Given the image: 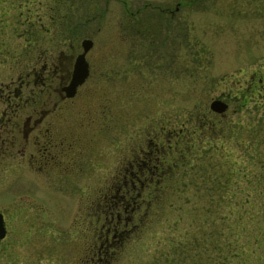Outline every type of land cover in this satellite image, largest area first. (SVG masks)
<instances>
[{"label":"rangeland","instance_id":"rangeland-1","mask_svg":"<svg viewBox=\"0 0 264 264\" xmlns=\"http://www.w3.org/2000/svg\"><path fill=\"white\" fill-rule=\"evenodd\" d=\"M177 1L179 19L160 11ZM163 37L171 43L161 45ZM83 38L93 41L92 72L67 123L74 132L70 156L77 161L53 175L20 170L13 157L0 168V209L7 221L0 264H96L105 244L112 248L106 264H174L177 255L191 262L170 240L184 239L183 246L191 247L188 231L190 239L215 240V228H222L215 215L225 209L216 206L222 197L214 192L219 180L214 176L229 171L232 158L242 156L252 138H261L264 155V90L251 95L245 87L264 65V0H0V80L76 54ZM112 54L117 82L106 79L100 87L95 56L109 66ZM244 93L251 98L247 105ZM216 97L228 104L223 113L209 108ZM197 119L217 125L194 136ZM163 127L159 139L166 143L172 127L191 132L181 135L180 154L175 141L165 150L167 162L181 155V163L159 182L164 189L151 186L141 193L133 214H121L115 235L111 231L107 238L115 217L101 210L110 178ZM157 192L145 213L144 199Z\"/></svg>","mask_w":264,"mask_h":264},{"label":"flooded vegetation","instance_id":"flooded-vegetation-1","mask_svg":"<svg viewBox=\"0 0 264 264\" xmlns=\"http://www.w3.org/2000/svg\"><path fill=\"white\" fill-rule=\"evenodd\" d=\"M179 5L180 3L177 1L173 7L162 6L159 8L164 14L167 13L169 17L174 19ZM169 17L168 20L170 21ZM179 17L176 15V19ZM176 28L177 31L180 28L177 22ZM120 38L121 42L126 40L124 36ZM165 39L166 37L162 38L161 45L171 43ZM92 46L94 45L92 44L90 48ZM180 47L181 37L177 34L175 40L176 59L180 57ZM80 48L81 50L76 54H65L61 58H55L56 60L49 58L50 60L44 61L39 68L36 65L33 66L25 73V76L19 74L7 82L4 81L5 79L0 80V168L5 169L6 165L9 164H7L8 158L13 157L18 158L20 170H26L25 168L34 170L36 176L42 175V171L44 174L53 175L58 173V169L68 170L69 165L77 161V158L70 156V150L75 146H73L74 141L71 142L69 139L74 132L69 130L70 125L67 123L69 113L72 112L73 105H76L74 104L76 96L82 94V87L90 79L92 72L90 48L85 53L89 69L88 75L82 83L77 85L73 95L67 96L65 87L71 80L76 55L82 51L81 41ZM97 49H102V47ZM109 57H111L112 62L108 66L109 61L106 58L104 60L102 56H95V63L97 64L95 82L100 87L105 85L106 79L113 83L117 82V63L114 66L112 59L114 54ZM126 59L130 60L129 57ZM127 64L126 69L128 70L130 63ZM120 87L123 85L121 84ZM245 87L248 92H251V95L261 89L264 90V65L250 74V79L247 80ZM59 125L64 128L60 134L56 132L57 129H60ZM172 128L166 131L167 143L159 139L161 133L165 131V127H163L157 135L149 139V143L144 145L142 149L130 152L123 168L117 170L110 178L108 192L103 195L104 202L101 210L102 214H111V219L115 217L114 222L106 227L107 238L111 231L110 234L115 235L123 219L121 214H133L136 210H134L135 206L143 198L140 196L141 193L146 188L159 184L167 163L164 154L171 150L172 141H175L176 149L182 134L185 133V136L190 137L191 132L189 130L185 132L181 127ZM130 151L132 150L130 149ZM0 212L3 214L7 234L5 214L1 209ZM129 217L131 216L129 215L128 219Z\"/></svg>","mask_w":264,"mask_h":264},{"label":"trees","instance_id":"trees-1","mask_svg":"<svg viewBox=\"0 0 264 264\" xmlns=\"http://www.w3.org/2000/svg\"><path fill=\"white\" fill-rule=\"evenodd\" d=\"M25 6L24 8H29L28 5ZM243 95V98H245L243 104L247 105L248 100L251 101V98H247L246 93ZM199 121L198 119L197 124L192 128L194 136L198 135L199 132L206 134L213 130L212 127L214 125H217L215 120H212V122L206 121V119L203 122ZM204 127L206 128L203 130ZM209 136L205 135L204 137ZM236 136L237 141H239L241 137ZM201 137L199 136V139H202ZM211 142L212 140L208 143ZM260 142H262L260 137L252 138L249 145H244L245 149L244 153H241L242 156L235 159L232 158L229 171L224 170L214 176L216 179L223 180H217L218 186L214 190V192H219L220 198L222 197L219 205L216 206H221L223 210L225 209L224 212L222 211V213L215 215V221L222 227L215 228V240L204 237L205 241L202 240L201 242L197 235L190 239L191 233L189 231L185 233V238L193 242L194 245L191 247H187L188 244L183 246V243H185L184 239H180L179 242L174 239L170 240L169 244L174 246L173 250H178L181 255L186 258L189 257V260L192 259L191 262L187 261L184 263L177 255L175 256L176 262L174 264H264V155L259 150L258 145ZM171 149H173V146ZM175 151L177 155L180 151L178 145ZM181 161L180 155L179 158L167 162L160 181L168 179L172 173H175L174 166H177L178 163L180 164ZM210 185L212 186V184ZM155 187L161 190L166 186L158 184ZM153 194L149 196V199H144V204L146 203L145 213H149V210L146 211L147 208L151 210L152 199L158 192ZM152 212L150 214L153 216ZM210 215L204 216L207 222ZM206 236H209V231H206ZM109 245L111 244L103 246L104 248L98 256L96 264L107 263V258L112 252V248ZM197 248L199 249V256L196 251ZM202 248L207 251L205 257L201 256L200 250L202 251Z\"/></svg>","mask_w":264,"mask_h":264},{"label":"water","instance_id":"water-1","mask_svg":"<svg viewBox=\"0 0 264 264\" xmlns=\"http://www.w3.org/2000/svg\"><path fill=\"white\" fill-rule=\"evenodd\" d=\"M92 45V40L90 38H83L81 40L82 51L76 55L72 77L69 84L65 87L66 95L71 96L75 93L77 85L82 83L85 77L88 75V63L85 59V53ZM209 107L216 112H223L227 108V103L216 97L211 100ZM6 229L4 225L3 215L0 212V238L5 235Z\"/></svg>","mask_w":264,"mask_h":264}]
</instances>
